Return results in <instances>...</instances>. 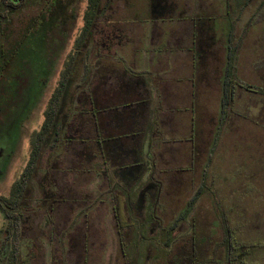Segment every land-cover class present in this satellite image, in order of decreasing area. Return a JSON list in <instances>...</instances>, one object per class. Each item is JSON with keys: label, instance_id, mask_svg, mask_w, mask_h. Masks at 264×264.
I'll list each match as a JSON object with an SVG mask.
<instances>
[{"label": "rangeland", "instance_id": "1", "mask_svg": "<svg viewBox=\"0 0 264 264\" xmlns=\"http://www.w3.org/2000/svg\"><path fill=\"white\" fill-rule=\"evenodd\" d=\"M263 4L264 0H240L239 19L210 21L209 69L214 72L216 65L211 62L225 47L226 57L229 49L228 55L237 58V79L242 82L232 118L228 111L221 114L220 99L208 96L211 103L203 116L202 137L210 145L209 161L205 149L195 165L191 187L184 182L178 189L162 187L156 195L141 192V199L145 197L154 209L141 211V218L156 217L153 234L168 241L177 236V240L171 246L161 242L156 254L134 257L127 250L122 256L116 251L115 227L107 217L109 191H89L87 175L71 176L87 164L63 157L60 169L50 172L45 155L30 183L32 213L23 238V242L30 240L27 256L34 260L30 264H186L192 245L195 264H226V226L234 230L237 242L264 245V94L255 90L264 88V20L256 21ZM87 6L88 0H0V196L9 195L24 168L32 132L40 128L85 24ZM229 29L234 46H227ZM81 46H90L89 41ZM145 182L151 187L158 180ZM85 185L88 191L80 188ZM5 226L0 210V264H6L10 255ZM147 229H127L124 237L150 233ZM24 251L21 247L23 256ZM257 255L258 264H264V248Z\"/></svg>", "mask_w": 264, "mask_h": 264}, {"label": "crops", "instance_id": "2", "mask_svg": "<svg viewBox=\"0 0 264 264\" xmlns=\"http://www.w3.org/2000/svg\"><path fill=\"white\" fill-rule=\"evenodd\" d=\"M239 1L91 0L90 46H74L67 58L73 57L70 93L89 98L90 118L74 142L76 156L63 157L87 164L71 176L87 175L89 191H109L107 217L116 230V251L123 256L127 250L134 257L156 254L161 242L171 246L177 240L153 234L159 220L141 218V211L154 210L141 192L156 195L162 187L178 189L184 182L191 187L205 149L209 161L210 145L202 137L208 96L220 99L227 74L237 78L238 70L236 56L232 59L227 49L226 57L222 46L211 62L214 72L209 69V26L216 17L239 19ZM233 36L229 29L227 46H234ZM240 89H235L237 96ZM146 178L158 183L150 187ZM141 226L150 233L124 237L127 229ZM194 249L192 245L191 255Z\"/></svg>", "mask_w": 264, "mask_h": 264}, {"label": "trees", "instance_id": "3", "mask_svg": "<svg viewBox=\"0 0 264 264\" xmlns=\"http://www.w3.org/2000/svg\"><path fill=\"white\" fill-rule=\"evenodd\" d=\"M91 0L84 14L85 24L76 40L75 46H81L84 39H88V27L91 12ZM264 20V4L258 11L256 21ZM251 23L250 21L248 22ZM73 57L66 61L58 82L51 94L46 109L43 113V121L38 130L32 132L30 140V150L28 158L20 173L19 178L13 183L7 197L0 196V210L6 221L4 228L6 241L10 244V255L6 264H20L23 262V255L20 252L23 245V235L25 231L24 215L30 207L31 190L30 182L36 178L41 169V164L45 155L47 157L46 170L51 171L60 168V158L74 151V142L80 138L81 129L84 124H88L90 113V100L88 97L79 95L73 97L70 88L73 86L70 65ZM237 78H232L227 74L224 82L222 96L220 98L221 114L229 112V117L235 116V102H237L236 88H241ZM257 94H264V88L256 87ZM72 94V95H71ZM222 116L220 119L222 120ZM79 141L83 142V140ZM50 156V157H49ZM63 161V160H62ZM65 161V159H64ZM59 164V165H58ZM118 211L115 212L117 217ZM117 234L122 242V225L118 223ZM227 251L226 264H258V251L264 248L263 244H244L237 242L234 230L226 226ZM195 254L187 258L186 264H195Z\"/></svg>", "mask_w": 264, "mask_h": 264}, {"label": "flooded vegetation", "instance_id": "4", "mask_svg": "<svg viewBox=\"0 0 264 264\" xmlns=\"http://www.w3.org/2000/svg\"><path fill=\"white\" fill-rule=\"evenodd\" d=\"M33 181V180H32ZM31 181V182H32ZM30 182V183H31ZM30 190L32 191V189H31V187H30ZM33 200V199H32ZM30 201H31V199H30ZM31 207V206H30ZM30 207L28 208V210L25 212V215H24V220H23V222H24V226H25V231L27 230V223L29 222V219H28V217H29V214H30V212L32 213V209H31V211H30ZM57 212V210L55 211V213ZM59 212V211H58ZM58 214V213H57ZM55 214V216H57V217H59L60 215L58 214ZM54 220H56V217L55 218H52V223H54ZM59 225V224H58ZM64 229V228H63ZM24 231V232H25ZM61 232H62V230H61ZM24 236L25 235H23V238H24ZM5 238H6V236H5ZM32 240V239H31ZM30 240H26V242H23V245H22V248L23 249H25V251H24V257H23V262L24 263H22V264H30L32 261H34V260H32V259H29V257L27 256V251H29V247H30V245L28 244V242H29ZM10 253V252H9ZM123 256V255H122ZM38 257H36V259H37ZM58 258H60V257H58ZM57 261V260H56ZM7 262V261H6Z\"/></svg>", "mask_w": 264, "mask_h": 264}]
</instances>
